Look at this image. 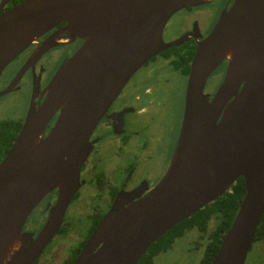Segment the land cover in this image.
I'll return each instance as SVG.
<instances>
[{"label": "water", "instance_id": "obj_1", "mask_svg": "<svg viewBox=\"0 0 264 264\" xmlns=\"http://www.w3.org/2000/svg\"><path fill=\"white\" fill-rule=\"evenodd\" d=\"M212 1L25 0L0 16V76L62 22L84 40L48 84L44 101L31 105L0 162V264H36L77 192L99 121L146 62L180 45L163 40L169 19ZM43 45L42 51L53 47ZM225 61L224 80L209 100L207 81ZM185 103L163 179L138 201L114 205L74 264H138L156 240L222 197L240 177L246 194L213 264H246L264 213V0H234L222 11L198 43ZM54 192L41 230L23 231Z\"/></svg>", "mask_w": 264, "mask_h": 264}, {"label": "flooded vegetation", "instance_id": "obj_2", "mask_svg": "<svg viewBox=\"0 0 264 264\" xmlns=\"http://www.w3.org/2000/svg\"><path fill=\"white\" fill-rule=\"evenodd\" d=\"M23 1L8 0L2 6L0 0V16ZM233 2L214 0L208 4L186 7L169 19L163 30V40L180 45L166 49L146 62L129 79L107 114L99 121L90 138L92 148L81 169L77 192L60 229L36 264L49 247L64 254L61 264H65L77 251L81 252L114 205L136 202L160 183L169 168L180 136L190 74V70L185 73L182 67L177 68L175 62L189 51H194L195 55L198 43L210 34L222 11L230 8ZM66 26L67 23L62 22L39 38L13 60L0 76V93L7 92L0 96V101L26 93L28 105L20 120L22 122L31 105L38 107L44 101L45 89L61 65L84 44V40L70 33ZM44 43L53 47L42 51ZM228 64L225 61L211 75L217 81L215 88L214 82L210 83L208 79L204 93L209 95V100L222 84ZM177 81L182 82L179 117L178 96L176 109L172 86ZM56 119L52 120L50 127L55 125ZM49 132L47 130L46 135ZM56 199L57 196L53 199L50 195L42 201L48 206V215ZM26 226L23 231H26ZM186 235L190 239L191 251L203 248L198 245L196 230Z\"/></svg>", "mask_w": 264, "mask_h": 264}, {"label": "trees", "instance_id": "obj_3", "mask_svg": "<svg viewBox=\"0 0 264 264\" xmlns=\"http://www.w3.org/2000/svg\"><path fill=\"white\" fill-rule=\"evenodd\" d=\"M194 57V51L180 57L175 62L177 68L182 67L185 73L190 70V63ZM22 121L0 120V162L11 149L22 128ZM246 194L245 180L240 177L222 197L213 203L197 211L189 218L181 221L166 234L156 240L141 258L138 264H154L155 259L172 249L174 243L187 233L196 230L198 245L204 249L200 264H213L220 250L224 236L231 228L240 209V202ZM57 192L51 194L55 199ZM200 242V243H199ZM264 242V213L256 231L253 248ZM80 251H77L65 264H74ZM249 259V258H248ZM248 261H246V264Z\"/></svg>", "mask_w": 264, "mask_h": 264}, {"label": "rangeland", "instance_id": "obj_4", "mask_svg": "<svg viewBox=\"0 0 264 264\" xmlns=\"http://www.w3.org/2000/svg\"><path fill=\"white\" fill-rule=\"evenodd\" d=\"M214 77V76H213ZM210 77L209 82H214V88L217 86L216 78L213 79ZM173 91L175 95L176 109H177V96H178V109L177 114L178 117L180 115L181 108V95L179 90L181 89L182 82H176V84L172 85ZM181 91V90H180ZM27 97L26 93H22L21 96L18 94L12 95L0 101V119H8L14 121H20L24 117V111L27 107ZM176 109L174 110V117L176 115ZM2 119V120H3ZM48 218V206L46 203L40 204L39 207L33 212L30 216L26 231H38L41 226H43ZM192 236V235H190ZM196 236V234H195ZM190 239L189 236L185 235L182 238H179L174 243V246L171 250L166 253L159 255L154 264H200V261L204 254V249H196L195 251H191L190 249ZM249 258V259H248ZM247 258V264H264V242L257 244L251 253H249ZM64 259V254L60 253L57 249H52L49 247L39 264H61Z\"/></svg>", "mask_w": 264, "mask_h": 264}]
</instances>
